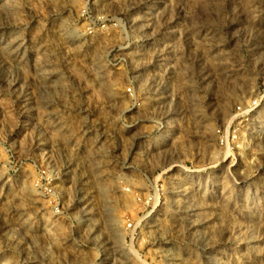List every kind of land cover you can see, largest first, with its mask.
<instances>
[{
	"label": "rangeland",
	"instance_id": "374dc122",
	"mask_svg": "<svg viewBox=\"0 0 264 264\" xmlns=\"http://www.w3.org/2000/svg\"><path fill=\"white\" fill-rule=\"evenodd\" d=\"M0 264H264V0H0Z\"/></svg>",
	"mask_w": 264,
	"mask_h": 264
}]
</instances>
